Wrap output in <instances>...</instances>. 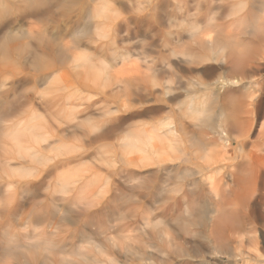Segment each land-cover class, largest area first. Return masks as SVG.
Returning a JSON list of instances; mask_svg holds the SVG:
<instances>
[{
	"label": "rangeland",
	"instance_id": "obj_1",
	"mask_svg": "<svg viewBox=\"0 0 264 264\" xmlns=\"http://www.w3.org/2000/svg\"><path fill=\"white\" fill-rule=\"evenodd\" d=\"M238 1L0 0V108H3L0 109V210L8 207L9 203L12 205L9 204L10 210L15 209L16 205L17 209L21 208L18 209L19 212L9 214L12 215L10 218L7 215L4 216L5 219L0 217V252L6 249L5 255L10 254V257H5L2 256L4 253H0L6 259L4 261L0 256V261H8L6 264H46L45 260L47 264H146L134 258L136 254H133L139 241L147 240L146 232L151 229L144 224L147 222L146 217L151 219L150 222L153 221L155 228L159 227V233L168 232L169 237L164 234L161 241L158 238L160 243H155L157 247H163L167 252L188 250L189 244L185 240L190 236L180 230L185 225L187 214L184 209L187 191L184 189L188 190L185 183L188 181H180V173L183 171L176 173V166L174 168L177 163H184L187 151L183 150L184 153L179 152L180 154L171 152L170 156H181L180 161L177 159L176 162L178 156L174 157L173 162L170 161L169 166L173 164V170H176L171 174L173 177L169 172H159L157 175H161V180L158 179L159 176L150 178L152 183L156 181L151 183L152 188L159 189L156 192L152 189L154 193L151 197L148 195V200L147 197H141L147 201L133 197L131 203L140 200L139 204L143 205L139 207L138 203H133L132 206L130 204V210L126 207L121 192L122 179L118 168L119 165L121 167V156L125 151L121 141H116L115 144L112 141L113 145L106 140L95 141V147L94 143L91 146L89 142L92 143V139L104 134L108 127L116 123L133 126L132 121L136 123L139 120L134 127H139V123L141 126L136 130L145 127L142 125L148 124V121L150 127L151 122L154 125L156 121L157 124L162 123L161 119L165 125L176 121L180 106L177 107L175 103L173 89L178 88L180 91V86L182 93L191 86L189 90L192 91H187L188 94H193V90H201L203 82L211 81L216 75L215 68L220 64V53L217 51L219 56L215 53L220 43H226V40L237 43L247 36L239 34L240 31L234 24ZM252 1L250 4L254 5V9L248 19L252 24L261 25L252 37L258 41V50L259 47L262 48L259 50L261 54L264 44V0ZM102 5L110 11V18L107 20L95 13L103 10ZM90 11L92 15L89 16ZM259 16L262 17L263 24L257 20ZM179 36L183 39H179ZM212 41L218 43L217 47L214 42L211 44ZM211 48L215 50L210 51ZM142 51L151 56L155 54L157 64V68L148 70L143 76ZM163 57L172 62L173 69H168L170 71L163 70V61H168ZM180 59L185 61V66ZM262 64L263 67L254 77V80L260 82L257 85L253 82L252 90L250 89L251 92L258 93V110L261 112L264 110L263 61ZM155 79L171 88L173 94L170 90V94H167L169 98L166 94L162 96L164 102L140 105L138 100L144 83L148 82L152 86ZM167 81H170L169 84ZM197 83H201L200 86ZM154 88L158 92L161 89L158 86ZM248 88L241 89L243 91L239 89L237 92L241 95L236 92L237 98L233 99H244L250 92ZM197 92L203 94V91ZM214 103L211 105V113L214 114V124L220 125L223 123L222 119L233 112V103L228 108H224L221 103ZM164 108L168 110V116L165 113H161L163 116L159 115V111L164 112ZM140 112L142 115L134 121L136 117L131 115ZM186 115L185 113L183 116ZM183 120L190 124L193 119L183 117ZM59 129V137H56L55 133ZM33 135L38 136L36 142ZM60 135L61 140L56 141L54 138L60 139ZM48 145L51 146L50 149H45ZM52 145H55L54 148ZM65 157L68 160L71 157L70 162L66 161L70 165L64 161ZM148 170H141L143 176L149 174ZM183 175L182 178L185 176ZM7 181L8 185H4ZM149 199L158 203L153 205ZM178 202L182 205H179L181 208L178 207ZM150 206L151 210L148 208ZM7 207L5 210L8 214L10 210ZM23 207L26 219L22 217ZM162 210L166 214L164 217ZM137 211L145 216H140ZM137 213L140 216L138 220L135 219ZM174 217L182 219L176 224ZM199 227L195 225L191 228L196 234H206ZM175 233L182 235V239ZM129 234H132L131 238H127ZM257 235L259 252L264 253V237L260 233ZM169 238L171 241L174 239L175 244ZM200 239L201 237L197 238L199 243L203 242ZM164 240L170 243L167 244ZM127 243H130L132 249L135 248L134 251H129V256L127 249L124 253ZM147 251L149 253L151 248H147ZM226 259L224 256L216 258L221 264H227ZM151 262L147 264H152Z\"/></svg>",
	"mask_w": 264,
	"mask_h": 264
},
{
	"label": "bare ground",
	"instance_id": "obj_2",
	"mask_svg": "<svg viewBox=\"0 0 264 264\" xmlns=\"http://www.w3.org/2000/svg\"><path fill=\"white\" fill-rule=\"evenodd\" d=\"M251 1L252 0H239L237 4V9L235 11L236 18H235L234 24H236L238 31H240L239 34H242V35L245 34V36L247 35L245 39L244 38L242 40L240 39L239 42L237 43L233 41H232L233 43H231V40H229V42L228 40H226L227 42L224 40L226 43L222 42L223 44L220 43V46L218 47H217L218 43H215V41H212L211 44H213L214 42L215 46L218 48L215 54H217L218 52L220 53V56L217 54L219 58L216 55L217 58L220 60L219 62L220 64H218L217 65L218 67L215 68L216 75L213 77V79H211V81H208V82H206V80L205 82H203L202 80L200 81V82H203V86L201 85V87L202 88L204 87L203 88L204 90H202V88L199 87L200 86L199 84L201 83H197L199 85L198 87L201 88V90H197V91H203V94L201 95L196 90H193V94L191 93H190L191 95L188 94L189 91L190 92L192 91V90H189L191 87L190 85H189L190 86L189 89L187 87L188 90L185 89L186 90L185 91L183 89L186 93L184 91L182 93L180 92L182 91V88L180 86H179V89H181L180 91H178V88L177 90L173 89V93L175 95L174 99L176 101L175 103L177 107L178 105L180 106L179 109L176 108L178 109L179 112L177 113L179 114L176 117L177 118L176 121H174L175 123L173 121L172 123H170V124L174 123V125L166 126L169 123L167 122L165 125L164 120L161 119L163 117L160 118L161 119L160 121L162 123L158 121L159 124H157V121L155 119H158V117L157 115H154L156 117L154 120L156 121L157 125L156 124L154 125L153 122H151L152 123L151 124L152 128H151L149 126L150 121H148L149 122L148 124L146 123L145 125L143 124L142 126L146 127L148 125L149 127H146V128L143 127L142 129L135 130V128H140L141 126V123H139L138 125L139 127H134V125L139 121L137 118L138 117L140 118V115H142V112L137 113V114L133 113L131 117L133 118L136 117L134 118L135 120L134 119L133 120L134 121H136V119L138 120L136 123L132 121L131 124L134 123L133 126L128 125L127 123H125L124 125L122 124L117 125V123L116 125L115 124L113 125L112 123L111 125L113 126L108 127V130L104 131V134L103 133L99 134V136L102 135L103 138L101 136L100 137L97 136L96 139L94 140L92 139V143L89 142V145H91L95 141H96L95 143H97V142L106 140L107 143L111 142V144L113 145V143L115 144L116 141L117 142L121 141V146L122 148H124L125 151L123 153V156H121V158L123 157L121 161V167L119 165L118 169H120L119 173H121L120 177L122 179V182H121L122 191L121 192L123 195L124 203L126 207L128 208L137 203H138V206L140 207L141 205H143V203H141V205L139 204V201L142 199L141 197H147V200H148V195L151 197L152 193L156 192V189L158 187L157 188L155 187L156 189H153L154 187L152 188L153 186L152 184H154V182L156 183V181L152 183L150 181V178L154 179V178H157V176H159L158 179L161 180V177H160L161 175H157L159 172L161 173L169 172L168 174H170V176L173 177L171 174H173V172H175L176 170H177L176 173L183 171L182 173H180L181 175L180 174H177V175L181 176V177L179 176L180 181L184 180L183 182H185L186 179L188 181V182H185L188 185V186L186 185L188 187V190L184 189L185 192L187 191L186 192L187 201H186V198L183 197V200L186 201V206H184V209H186L185 212H187V214L184 213L185 214V225L182 226V228L180 229L181 231L185 232V234H187L188 237L190 236L189 238H191V240H189L188 237H186L188 238V240H185L184 239L185 237L183 238L185 242L189 244L188 245L189 248L187 247L188 250L177 249V251L175 252L170 251L171 253H173L172 255L169 251L168 252L165 251L163 247L162 248L157 247L155 243L159 242L158 238H160V241H161L162 239L161 237L165 234V231L161 232L162 230L161 229L160 230L161 233H159V230H157V228L159 229V227L155 228L153 221H151L153 223L152 224L150 222L151 219H147L148 217H146L147 222L145 221L144 224H146V226L148 227L149 226L151 227L150 231L146 232L148 236L147 240L144 242H142L143 240L139 241V246L136 250L135 248L132 249V247L130 246V243H127L125 247V251H124V253L127 251L129 253V251L135 250L133 252V254H136L134 258L141 260L145 262L146 264L149 261H152L151 262L152 264H221L219 263V260L218 262L216 260L218 256H224L225 258H227L226 259L227 262L225 261L227 264H264V253H262L261 251H260L261 253L259 252L260 249L258 247L260 246H258V241H257V236L259 238V235H257L258 233H260L261 237H264V110L262 112L258 110V103H259L258 95H257L258 93L255 91L251 92L253 82L255 83V85H257L260 82V81L258 82L257 80H254V77L258 74V70H261L260 68L263 67L262 61L264 62V44H263V50L260 54L259 50H261L262 48L259 47V50H258V44H257L258 41H255L254 39H252V37H254L257 31V27H261V25H256L255 23L252 24V22H249V19H248V17L253 12L252 9H254L253 7L254 5L250 4L253 2ZM102 6H104L103 10L101 9L102 11H99V12L95 11V13L98 14L99 17H102L103 19L107 20V18L110 16V11L107 9V7H105V5H102ZM91 13L92 11L88 13L89 16ZM261 18L262 17L259 16L257 20H259L260 24H263V22H261L262 21ZM262 19L264 20V18ZM84 31H87V30H84ZM181 38L179 36V39ZM263 38L264 37H262V39ZM163 47L165 46L163 45ZM211 50H215V49L211 48L210 51ZM141 55H142L141 58H142V67H143V69H141V76H143V75H146L148 70L150 69L154 70L155 68H157L156 66L157 64H155V59H156L155 54L154 55L152 54L153 56H155V58L151 56V54H147L145 51H142ZM160 57L162 58V54L160 55ZM166 58H164V60ZM167 59L168 61L166 62L162 60L163 70L166 71L167 69V71H170L171 69H173L171 65L172 62L169 61L170 60L169 58ZM214 59L215 58H213V60ZM218 59L217 61H219ZM180 61L182 60L180 59ZM182 62L185 63V61H182ZM183 65L185 66L186 63ZM160 70L162 71V69ZM222 72L224 73L223 75H222ZM168 82L170 81H167V83ZM147 83L145 82L144 86L142 87V92H141L142 94H140L141 96L138 100L140 105L143 104L144 106V104H147V103L153 104L154 102H157V101H163L164 97L162 96H165L164 94L166 95L170 94L169 91L171 90V88H168L166 85H163L162 81L159 82L157 79H155L153 81L154 84L152 86L148 85ZM155 86H158L161 88L159 92L155 91L156 90L154 88ZM193 86L195 85L193 84ZM248 87H251V88H248ZM246 88H248L249 90L251 89V90L250 92L247 93V96H245L244 99L243 98H239L236 100L233 99V98H237V94H239V92L237 91L239 89L244 90ZM174 91H177V93H175ZM102 92L106 95L105 91H102ZM171 93H172V90H171ZM194 93L195 94L198 93L200 95L198 94L194 95ZM213 102L221 103L224 108H228L229 104L233 103L231 107L232 110L230 109L233 112L231 113L229 112L228 115H226V117L222 119L223 123L220 125L214 124V120H215L213 116L214 114L211 113L212 112L211 105L213 104ZM131 105L133 106V104ZM171 106L172 105H170V107ZM182 107H185V108H182ZM108 108H110V106ZM0 109H3V108H0ZM166 110L164 108V112L162 110H161L162 112L159 111V115L161 113H165L167 115L168 110L167 111ZM226 110L224 111L226 112ZM230 110H227V111H230ZM184 112L187 114L186 116H183L185 114ZM161 115L163 116V114ZM182 116L185 118L188 117L189 120L193 119L194 121L192 120V123L190 122V124L189 123L186 124ZM149 120L151 119L149 118ZM57 132L55 133L56 137L57 135L59 137L60 129ZM55 134L52 136H55ZM61 135H60V139L58 138H57L58 140L56 138L54 139L56 141L61 140V137H62ZM18 137H19V134L17 135V139ZM32 137L34 141L36 142L38 136L33 135ZM49 141L51 142V140ZM54 142L52 141V143ZM45 143H48V142L45 141ZM95 143L93 144L94 145L93 147H95ZM231 145H233V149H234V152L232 153H231ZM48 146H49L48 148L46 147L44 148L50 149L51 146L50 145ZM54 146L55 145H52L53 148ZM89 148H92V147H89ZM41 149H40V152H41ZM183 150L187 151V156L185 157L186 160L184 159L185 161L183 163L184 165L182 164L183 161L179 162V164L177 163V165H174V168L176 166V170L174 171L173 164L171 165L172 169H171V166H169V164H171L170 161L173 162V160H175L174 157L180 154L179 152L184 153ZM174 151L179 154L175 155L174 157L170 156L171 152H174ZM180 157L179 156L178 158L176 157V162L180 159ZM66 158L67 157H65V160L63 158L65 162L68 160ZM72 161L73 159L71 160V163ZM63 164L66 165L67 162L66 164L65 163ZM60 165L62 166V163H60ZM67 165H70V164H67ZM60 168H64V167H60ZM143 169L144 170L149 169L148 170L149 174L143 176V173L141 172V170ZM183 173L186 176V178L183 175ZM174 175L176 174L174 173ZM182 175L184 176L183 178H182ZM164 177L165 176L163 175L162 178ZM169 180H171V178ZM149 181L150 183L148 184ZM165 182L166 181H163V183ZM4 185H8V181ZM25 185H28V183ZM21 186H23V184ZM152 189L155 191L152 192L153 191ZM163 189H164V186H163ZM157 195H159V193ZM133 197H140V200L137 203L133 202L134 203L133 204L131 203V201H133L132 200ZM158 198L160 199V197ZM142 200L147 201L145 198ZM150 201L153 202V200H150ZM175 202H177V200ZM147 203L148 202H146V204ZM157 203L153 202V205H156ZM9 204L11 205V203ZM9 204H8V207H10ZM179 205L182 206L178 202V207ZM257 205H259V208L257 207ZM16 206H15V209L13 210H10L6 206L7 210H10L8 214L6 213V210H5L6 207L3 208L4 210H0V217L2 219H5L4 216L7 215L10 218V216L12 215H9V214L15 211L19 212L21 208L20 209L18 208L19 209L18 210ZM152 206L148 208L150 209ZM173 206L175 208V205ZM154 207L155 209H157L156 206ZM23 209L24 211L21 212L22 217H24L23 219H26L27 215L25 212L26 211L25 207H23ZM130 210L129 212L131 214ZM153 210L152 212H154ZM140 211H137V212H140ZM18 212H17V215H18ZM40 213H41V210H40ZM40 213L38 215H40ZM161 213H163V210ZM135 214L133 213V215ZM163 214H164L163 215L164 217L166 214L165 213ZM178 214H179V211H178ZM138 215L139 213H137V217H135V219L137 220L143 214H141L140 212V216ZM14 216L15 215L13 214V217ZM160 217L162 218V216ZM182 217L180 218L174 217V219H176V224L181 221ZM156 218L158 217L156 216ZM130 224L132 225V223ZM140 225L141 223L139 224V226ZM195 225H198V227L200 226L199 227L201 228L200 231L201 230L205 231L206 234L200 235V234H196V232H193L192 230L194 229H192L191 227ZM129 226L130 225H128V227ZM131 228H133V226H131ZM200 231H198V233ZM167 233L168 232L166 231V234H165L166 236H168ZM175 234L178 235L177 233ZM131 236L132 234L131 235L129 234L127 235V238H131ZM199 237L203 239L204 243L202 241H200L199 243L198 241L199 239L197 240V238ZM181 239L182 237L180 238V240ZM172 240L174 241V239ZM173 241L170 240V242H173ZM170 242L168 243L166 242V243L169 244ZM182 245L183 247L185 246L184 244ZM172 246H171V249L174 247ZM179 247L182 248L180 245ZM250 247L252 248L250 249ZM147 248H151V251L149 253L147 251ZM252 249H254V251H252ZM5 251L3 250V252H0V253H4ZM7 251H10V253H13V251L9 249H7ZM5 253L2 254V256L4 255L5 257L6 256L10 257L9 256L10 254L8 252H7L8 253L7 255H5ZM130 253L128 254V256L130 255ZM174 254L176 256H174ZM3 259L4 261L6 260L5 258L2 257V260ZM2 260L0 261V263L2 262V264L3 263L6 264V262H8V261L3 262ZM44 262L47 264L46 260ZM7 264H10V262Z\"/></svg>",
	"mask_w": 264,
	"mask_h": 264
}]
</instances>
